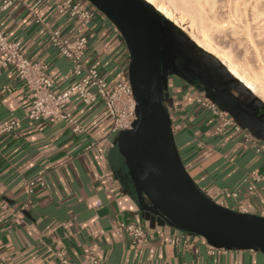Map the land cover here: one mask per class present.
Segmentation results:
<instances>
[{"label":"crops","instance_id":"0c3cea01","mask_svg":"<svg viewBox=\"0 0 264 264\" xmlns=\"http://www.w3.org/2000/svg\"><path fill=\"white\" fill-rule=\"evenodd\" d=\"M37 1L14 2L0 14V30L21 41L31 61L48 64L54 89L60 93L75 80L68 77L70 62L52 46L49 30L29 9ZM62 1L41 0L36 11L49 28L73 37L75 20L55 11ZM81 1L92 7L88 0ZM87 32L85 64L98 69L111 85L128 80L130 55L114 24L98 11ZM179 82L168 86L176 106L174 123L179 125L175 138L196 185L212 197L221 188L238 191V198L218 196L217 202L264 216V152L256 153L232 127L217 133L218 117L195 102L201 92ZM220 83L225 87L232 82L222 75ZM230 90L236 99L227 93L212 98L264 142V105L237 84ZM30 103L31 92L15 68L0 70V124L21 120L15 132L0 135V200L6 205L0 207V258L14 264H60L55 253L63 252L71 264H94L92 256L98 264H264L262 252L228 250L211 255L207 241L199 236L168 224L151 228L124 159L109 138L111 118L101 102L87 106L73 96L66 111L79 121V132L63 120L30 121ZM255 169L262 182L251 194L250 173ZM39 177L46 185L26 195L25 183ZM121 222L145 228L147 238L133 243L127 235L117 234L115 227Z\"/></svg>","mask_w":264,"mask_h":264},{"label":"water","instance_id":"95a60500","mask_svg":"<svg viewBox=\"0 0 264 264\" xmlns=\"http://www.w3.org/2000/svg\"><path fill=\"white\" fill-rule=\"evenodd\" d=\"M88 1L114 24L129 51L128 80L136 102V120L115 143L144 219L151 228L168 224L201 236L214 247L264 253V216L218 204L196 185L182 160L173 130L174 101L163 66L168 56L164 27L167 20L145 0ZM197 49L200 50L198 46ZM210 57L222 69L221 76L253 95L215 57ZM208 72L212 79L218 75L214 68ZM203 83L212 85L208 81ZM229 95L237 98L232 92ZM208 98L236 121L229 109ZM255 101L264 105L258 97Z\"/></svg>","mask_w":264,"mask_h":264},{"label":"built area","instance_id":"2783aa9c","mask_svg":"<svg viewBox=\"0 0 264 264\" xmlns=\"http://www.w3.org/2000/svg\"><path fill=\"white\" fill-rule=\"evenodd\" d=\"M16 1L18 0H3L0 4V14L7 11ZM40 4L41 0H38L29 9L35 14L36 22L43 24L49 30V40L52 46L70 62L68 77L74 79V83L65 91L56 92L54 83L49 75L48 64L43 61H31L23 52L22 42L11 40L2 30H0V70L13 67L17 75L26 82L31 92V103L27 113V118L30 121L48 120L54 123L58 120H63L73 125L75 132H79L82 129L79 121L66 111V107L71 103L73 96H77L87 106L101 102L111 118L109 138L111 137L112 145H116L115 139L121 132L130 130L136 120V102L129 80L111 85L104 79L98 69L87 66L84 62V52L90 42L87 28L93 22L99 10L95 6L91 7L81 0H63L58 3L55 7L56 13H69L75 20V33L73 37H67L63 36L58 29L49 28V24L36 11ZM195 102L218 117L220 123L216 128L217 133H223L226 128L232 127L241 134L244 142L254 149L256 153L264 152V142L247 129H243L230 114L222 111L210 98L202 93H197ZM175 109L176 106H174V113ZM20 126V119L1 123L0 135L13 133ZM178 128L179 125L175 124L173 119L174 132ZM250 181L248 193L253 194L256 191V185L262 182V175L259 170L255 169L250 173ZM45 185L46 182L43 177L31 179L25 183L24 192L30 196L34 193L36 187H44ZM218 196H224L227 199L238 198L239 192L221 188L216 196L209 197L217 202ZM217 203L226 207L223 201ZM97 205L101 206L102 203L98 201ZM0 207L6 208V205L1 200ZM115 232L127 235L133 243L144 241L149 234V231L140 225L125 222L119 223L115 227ZM187 234L192 235L190 233ZM201 238L204 239L203 237ZM176 241H180V238H177ZM185 243H188V240H185ZM207 248L211 255H220L228 252L224 248L211 246L208 242ZM55 255L58 257L60 264H71L70 259L63 252H56ZM91 260L94 264H98L95 256H92ZM0 264L14 263L0 258Z\"/></svg>","mask_w":264,"mask_h":264},{"label":"bare ground","instance_id":"6f19581e","mask_svg":"<svg viewBox=\"0 0 264 264\" xmlns=\"http://www.w3.org/2000/svg\"><path fill=\"white\" fill-rule=\"evenodd\" d=\"M145 1L152 4L159 13L163 14L181 31L185 32L198 47L215 57L248 91L260 98L264 103V46H262V49H259L261 46L259 47L258 44L260 45L261 42L257 43L256 39L260 37V35L262 36L263 30L261 32L262 34L257 35L261 29L259 27V31L256 30L257 33L254 34L252 26L255 24L251 26L252 19L249 18V20L247 18L249 15H247L248 13L246 14L250 6L255 13V15L252 16L254 17L253 21H257L256 19H259V14L264 11L258 10L263 4V0ZM260 2L262 3L261 5L259 4ZM222 7L228 8V16L226 15V19L220 21L219 18L221 19L222 17L223 19L224 16L221 15L222 10L219 12L221 17L217 18V14L218 9ZM223 9L226 10V8ZM225 13L227 12L225 11ZM262 27L264 26L262 25ZM228 28L231 30L227 32V34L226 29ZM229 33L237 41L242 39V44L243 42L246 43L242 51L235 50L233 47L234 44L229 45L227 43L228 39L227 41L224 40L227 44L221 41V37H229L230 39L231 36ZM261 39L263 38L261 37ZM239 46L241 47V41ZM252 52L258 60V67L256 64L254 66L252 62L255 59H250V55H253Z\"/></svg>","mask_w":264,"mask_h":264},{"label":"rangeland","instance_id":"374dc122","mask_svg":"<svg viewBox=\"0 0 264 264\" xmlns=\"http://www.w3.org/2000/svg\"><path fill=\"white\" fill-rule=\"evenodd\" d=\"M91 4V3H90ZM260 5L262 4L261 2L259 3ZM92 5V4H91ZM262 6V7H261ZM260 7H259V9L258 10H264L263 8H264V0H263V4L261 5ZM92 7H94L93 5H92ZM223 8H226V10L225 9H223ZM251 7L249 6L248 7V11L246 12V14L247 15H249V16H247V18L249 19H252V21H251V26L253 25V24H255V25H253L252 26V30L254 29L255 31L257 30V31H259V29H260V32H258L257 33V31L255 32L254 30H253V33L254 34H256L257 33V35L258 34H262V36L260 35V37H258V38H256L257 39V43H259V42H261L260 43V45L258 44V46L260 47L259 49H262L263 47L262 46H264V27H262V25L264 26V11H263V13H261V14H259L260 16H258V18L259 19H256L257 21H253V18L254 17H252L253 15H255V13L253 12V9L251 8ZM261 8V9H260ZM220 9V10H219ZM218 9V14H217V18H219V17H221V15L223 16V19H222V17H221V19L219 18V20L221 21V20H224V19H226V17L228 16V11H227V7H222V8H219ZM221 10H222V12H221ZM227 12V13H225V11ZM252 10V11H251ZM219 12H221V15H220V13ZM250 12V13H249ZM163 15V14H162ZM227 15V16H226ZM251 15V16H250ZM262 15H263V17H262ZM163 17H164V19L165 20H167V22H165L164 21V27H165V31H166V36H167V38L169 39V41H171V43H172V45H173V47L175 48V50H176V52L183 58V59H185L186 60V64L187 65H189V66H191V67H193L194 69H196L198 72H200V73H202L206 78H208V79H212V73L211 72H208L209 71V69L211 68V69H215L216 70V73H221V71H222V69L219 67V65L210 57L211 55L208 53V52H206L205 50H203L202 48H200V50L199 49H197V46L195 45V44H193V43H191L190 41H193L185 32H183V31H181L172 21H170L168 18H166L164 15H163ZM225 17V18H224ZM249 19V20H250ZM260 20V21H259ZM262 20V21H261ZM253 22V23H252ZM259 22V23H258ZM263 22V23H262ZM258 23V24H257ZM260 27V28H259ZM256 28V29H255ZM259 28V29H258ZM228 30V31H227ZM231 29L230 28H228V29H226V33L227 32H229ZM262 30H263V32H262ZM262 32V33H261ZM228 34V33H227ZM229 35H230V33H229ZM231 37H230V39H229V37H221V41H224V40H226L227 41V39H228V41H227V43L229 44V45H233V47L235 48V50H238V51H242L243 49V46L244 45H246V43L245 42H243V44H242V39L241 40H239V41H237L234 37H232V35H230ZM261 37L263 38V39H261ZM190 39V40H189ZM235 40V41H234ZM262 40H263V42H262ZM226 41H224V43L226 42ZM240 41H241V47L239 46V44H240ZM234 42V43H233ZM237 42H239V43H237ZM227 43H225V44H227ZM236 46V47H235ZM239 46V47H238ZM240 48H241V50H240ZM240 54V53H239ZM252 54H253V52H252ZM253 56V57H252ZM187 57V58H186ZM252 57V58H251ZM250 59H252V60H254V61H252L253 62V64H254V66H255V64H256V66L258 67L259 66V63H258V60L255 58V56H254V54L253 55H250ZM256 61H257V63H256ZM218 63H219V61H218ZM219 64H221V63H219ZM219 67V68H218ZM220 69V70H219ZM208 70V71H207ZM176 82V79L175 78H173V77H171V79H170V84H172L173 86L176 84L175 83ZM182 83H183V81H180L179 83H178V85H182ZM187 86L189 87V86H191L190 84H187ZM188 89V88H187Z\"/></svg>","mask_w":264,"mask_h":264},{"label":"flooded vegetation","instance_id":"af4514ba","mask_svg":"<svg viewBox=\"0 0 264 264\" xmlns=\"http://www.w3.org/2000/svg\"><path fill=\"white\" fill-rule=\"evenodd\" d=\"M168 40V56L164 60V70L168 73V79L170 82L171 77L178 81H183L185 84H190L196 90H199L205 96L219 97L223 93L229 94L232 83H229L225 87L220 86L222 80L221 73L216 75L215 79H208L202 73L198 72L193 67L186 64V60L183 59L173 47L171 41ZM195 72L203 79H200ZM203 81H208L212 85H205ZM223 82V81H222ZM207 91V92H206Z\"/></svg>","mask_w":264,"mask_h":264}]
</instances>
